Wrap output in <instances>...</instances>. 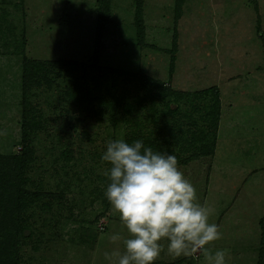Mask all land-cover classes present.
<instances>
[{
    "label": "rangeland",
    "instance_id": "1",
    "mask_svg": "<svg viewBox=\"0 0 264 264\" xmlns=\"http://www.w3.org/2000/svg\"><path fill=\"white\" fill-rule=\"evenodd\" d=\"M180 6L176 18L177 0H143L139 42L136 0H111L99 70L66 73L55 62L94 64L97 0H0V132H6L0 155L21 150L24 109L38 126L29 131L33 162L26 174L27 189L41 197L24 213L29 237L21 241L20 264H109L104 252L124 248L109 237L128 233L105 196L107 142L154 140L156 151L188 159L196 153L184 147L190 135L214 132L206 117L213 99L201 93L212 87L220 102L214 154L179 167L200 202L214 209L211 220L223 233L215 247L230 250L227 264H257L264 219V0H182ZM25 58L46 65L40 84L26 91ZM133 74L173 94L166 97ZM75 83L91 91L90 102L67 98ZM155 264L204 261L165 251Z\"/></svg>",
    "mask_w": 264,
    "mask_h": 264
},
{
    "label": "clouds",
    "instance_id": "2",
    "mask_svg": "<svg viewBox=\"0 0 264 264\" xmlns=\"http://www.w3.org/2000/svg\"><path fill=\"white\" fill-rule=\"evenodd\" d=\"M101 159L111 166L105 196L128 233L109 237L124 245L104 252L109 264H155L165 251L173 258L199 255L204 264H227L230 250L215 247L223 233L211 220L214 209L200 202L174 154L118 138L107 142Z\"/></svg>",
    "mask_w": 264,
    "mask_h": 264
},
{
    "label": "trees",
    "instance_id": "3",
    "mask_svg": "<svg viewBox=\"0 0 264 264\" xmlns=\"http://www.w3.org/2000/svg\"><path fill=\"white\" fill-rule=\"evenodd\" d=\"M182 0H177V15L179 17V8ZM97 20H96V36H95V53L94 64L86 65L81 62L71 60H61L55 62L66 73L73 71L96 70L98 48L101 43V38L105 27L112 22L111 18V0H97ZM143 0H136L135 11V28L136 36L139 42L144 39V24H143ZM46 69L45 63L37 60L25 58L22 63V85L26 91L31 85L40 84V73ZM99 70V69H98ZM115 74H121L120 71H111ZM134 78L140 80L145 86H151L158 89V93L164 96L173 94L169 88L147 76L133 74ZM43 80H46L44 77ZM36 81V82H35ZM113 84L115 79H113ZM204 95H210L213 99L212 108L207 112L206 117L210 120V128L214 130L211 137L200 131L199 134H191L185 144V148L196 149V153H192L188 159L179 161V163H188L189 160L197 157L213 156L216 141V126L219 119V91L216 87L209 88L201 92ZM66 96L72 101L90 102L91 91L85 89V86L75 83L66 91ZM110 100L112 112L116 111V97L112 90L110 91ZM124 108H126L124 106ZM37 123L34 117H31L29 112L24 109L21 123V150L16 154L8 156L0 155V264H20V244L26 235V226L24 213L28 206L35 200L40 199L39 194L30 192L27 189V171L33 162V150L29 144V131L37 129ZM212 131V130H211ZM143 141V140H142ZM186 141V140H185ZM145 146L153 147L154 151L158 148L153 141H143ZM156 143H160L156 141ZM261 237L258 253L257 264H264V219L260 221Z\"/></svg>",
    "mask_w": 264,
    "mask_h": 264
}]
</instances>
